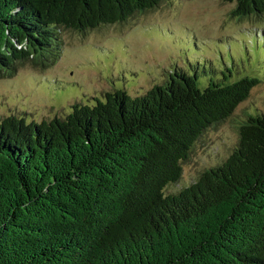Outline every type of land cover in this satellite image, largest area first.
Returning a JSON list of instances; mask_svg holds the SVG:
<instances>
[{"label":"trees","instance_id":"1","mask_svg":"<svg viewBox=\"0 0 264 264\" xmlns=\"http://www.w3.org/2000/svg\"><path fill=\"white\" fill-rule=\"evenodd\" d=\"M161 0H0V78L43 69L63 30L123 23ZM232 3L237 19L264 0ZM171 72L38 122L0 118V264H264V107L229 155L169 194L192 144L258 80Z\"/></svg>","mask_w":264,"mask_h":264},{"label":"rangeland","instance_id":"2","mask_svg":"<svg viewBox=\"0 0 264 264\" xmlns=\"http://www.w3.org/2000/svg\"><path fill=\"white\" fill-rule=\"evenodd\" d=\"M232 7L222 0H161L123 23L63 30L60 53L48 67L24 63L0 78V118L61 117L71 104L90 105L117 89L142 94L172 71L196 76L200 87L223 73L225 82L258 80L225 120L194 141L179 178L163 189L174 193L221 163L236 143L238 125L264 107V16L237 19L229 15Z\"/></svg>","mask_w":264,"mask_h":264}]
</instances>
